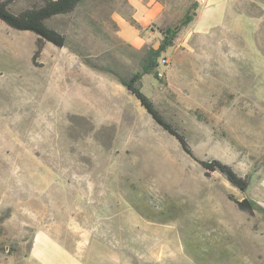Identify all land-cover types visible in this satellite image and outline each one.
<instances>
[{"label": "rangeland", "instance_id": "1", "mask_svg": "<svg viewBox=\"0 0 264 264\" xmlns=\"http://www.w3.org/2000/svg\"><path fill=\"white\" fill-rule=\"evenodd\" d=\"M203 1L159 78L140 81L192 156L117 80L142 50L117 36L125 0L48 19L65 43L35 57L37 36L0 21V264H264V212L235 203L264 208V0ZM195 158L231 166L246 190ZM39 230L65 252L34 262Z\"/></svg>", "mask_w": 264, "mask_h": 264}, {"label": "trees", "instance_id": "2", "mask_svg": "<svg viewBox=\"0 0 264 264\" xmlns=\"http://www.w3.org/2000/svg\"><path fill=\"white\" fill-rule=\"evenodd\" d=\"M12 1L13 0L0 1V21L14 30L30 31L37 36L35 57L39 54L44 42H50L58 47L64 45V36L48 26L46 21L56 15L72 12L81 0H44L43 4L39 6L28 7L18 12H14L9 8V4ZM197 5V2H191L183 16L180 18L178 24L167 26L159 30L160 39L157 47L148 45L141 50L139 70L135 71L128 77L116 74L118 82L135 96L155 123L168 134L172 135L179 143L181 149L191 156L192 151L189 147L186 136L178 131V129L164 117L152 99L141 90L140 81L144 75H152L157 79L159 78L156 70L157 64H159V57L168 48L173 46L179 30L191 22L195 16ZM195 159L206 173L218 170L233 186L240 191L246 190L248 181L239 176L231 166L216 159L211 161ZM235 203L240 210L245 212L252 213L254 210L264 212V208L251 199L236 200Z\"/></svg>", "mask_w": 264, "mask_h": 264}, {"label": "crops", "instance_id": "3", "mask_svg": "<svg viewBox=\"0 0 264 264\" xmlns=\"http://www.w3.org/2000/svg\"><path fill=\"white\" fill-rule=\"evenodd\" d=\"M191 1L197 2L198 5L195 16L187 27L198 16L202 3L206 2L203 0ZM125 5L127 12L116 13L113 19L117 26V36L135 50H141L148 45L157 47L160 39L159 27L170 26L171 22L180 19L188 6L186 0H125ZM195 33H203V31ZM151 38H153L152 42L150 41ZM54 238L53 235L44 230L36 231L31 243L30 258L36 262L42 253L51 257L50 248H60ZM47 248L49 252H47Z\"/></svg>", "mask_w": 264, "mask_h": 264}, {"label": "built area", "instance_id": "4", "mask_svg": "<svg viewBox=\"0 0 264 264\" xmlns=\"http://www.w3.org/2000/svg\"><path fill=\"white\" fill-rule=\"evenodd\" d=\"M166 62H167V60L165 58H163V57L160 58L159 61H158V63L160 65H165ZM158 75H161V72L158 71Z\"/></svg>", "mask_w": 264, "mask_h": 264}]
</instances>
